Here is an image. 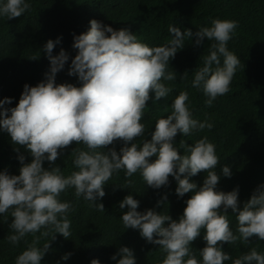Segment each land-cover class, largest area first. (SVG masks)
<instances>
[{
    "label": "clouds",
    "instance_id": "obj_1",
    "mask_svg": "<svg viewBox=\"0 0 264 264\" xmlns=\"http://www.w3.org/2000/svg\"><path fill=\"white\" fill-rule=\"evenodd\" d=\"M30 9L31 5L25 0H6L0 4V16L14 19ZM237 27L235 20L216 18L210 27L200 28L196 33L197 44L204 37L213 41L203 66L195 71L191 82L193 88H202L207 107L230 91L240 59L229 51L227 44ZM169 32L172 39L166 45L149 46L127 28L116 30L92 19L86 32L74 35L72 45L78 52L71 60L68 74L78 75L81 86L55 82L56 74L64 68L69 55L63 48L58 55H52L60 38L49 39L44 46L50 61L46 81L36 86L25 84L15 107H4L11 103L9 97L0 100V127L10 134L15 145L25 146L33 157L29 163H24L23 155L19 157L22 164L19 175L0 172V214L11 209L13 234L7 239L12 244L41 229H45L42 235L47 236L49 228L54 234L70 237L67 213L72 205L61 202L60 194L74 187L77 198L83 196L93 202L97 210L105 212L104 205L96 203V199L105 195L104 184L119 170H124L126 177L139 171L147 185L154 189L167 185L172 176L177 181L179 196L192 193L178 220L152 209L138 212L139 202L132 195L120 202L121 208H129L121 217L125 228L139 229L143 238L159 245L166 252L162 264H224L232 257L223 251L222 244H234L238 240L249 242L254 236L264 241V184L254 190L241 208L238 188L230 192L216 191L220 177L214 169L219 158L215 144L207 136L192 145L181 140L183 155L174 146L178 133L188 136L193 129L210 130L214 126L207 115L204 121L193 118L186 103L187 91H181L174 98L171 114L157 119L150 140H145L142 146L129 144L145 131L141 120L150 93L154 91L155 99L159 100L172 91L161 81L176 79V73L166 72V69L177 50L183 48L185 38L192 36L190 29L182 31L171 25ZM116 140L124 142L119 152L114 148L107 152L98 150ZM73 142L88 149H73L77 171L65 177L59 166H43L45 160L54 165L60 151ZM153 156L156 159L150 161ZM201 171L206 177L198 188L189 177ZM222 172L231 176L227 165ZM228 209L236 215L239 235L230 227ZM202 229L206 246L200 250L202 260H198L190 245ZM38 243L39 237H35L16 257L15 264H41L50 243L42 247H38ZM70 255L65 254L62 259L67 260ZM117 255L120 256L118 264H136L133 251L126 246L121 247ZM112 259H116V255ZM91 264L101 262L93 259ZM232 264H264V254L252 248Z\"/></svg>",
    "mask_w": 264,
    "mask_h": 264
},
{
    "label": "trees",
    "instance_id": "obj_2",
    "mask_svg": "<svg viewBox=\"0 0 264 264\" xmlns=\"http://www.w3.org/2000/svg\"><path fill=\"white\" fill-rule=\"evenodd\" d=\"M6 0H0V4ZM31 5L20 17L7 19L0 16V100L11 98L5 108L17 105L24 85L36 86L46 81V73L50 71V61L44 50L49 39L56 43L52 55H58L63 48L69 55L64 68L55 76V82L71 83L77 87L82 81L78 75H69L71 60L78 50L73 48L74 35L86 32L90 21L96 19L103 25L113 29L127 28L137 38L149 46H163L172 39L169 26L182 31L190 29L191 37H186L184 46L178 49L174 58L169 61L166 72H175L173 81L162 80L172 89L167 97L155 99L154 91L150 93L147 107L141 123L145 126L142 136L134 138L131 143L142 146L150 140L155 131V122L166 118L172 112L174 98L187 91L186 102L193 118L204 121L207 117L213 123L212 129H193L184 136L178 133L174 138V146L181 155L184 148L180 141L192 145L198 139L207 136L216 146L219 163L214 169L220 177L216 191L230 192L239 190L240 207L250 199L254 190L264 184V0H25ZM231 19L238 22L227 47L239 59L235 74L230 84V91L219 96L211 107L205 105L207 97L202 88L191 86L195 71L203 66V59L209 54L213 41L204 37L197 44L196 33L203 27H210L213 19ZM110 35V34H109ZM35 57V58H34ZM223 57H221V65ZM186 77L181 79L184 73ZM10 115V112L8 113ZM124 146L122 140H116L99 151L115 149L117 152ZM73 149L88 150L83 144L72 145L60 151L54 165L47 160L45 168L59 166L67 177L78 169L73 163ZM24 156V163L33 159L25 146L15 145L10 134L0 127V172L19 175L22 166L19 157ZM150 161L156 157H150ZM229 166L231 176H225L223 166ZM206 173L201 171L190 176L191 182L202 186ZM129 181L132 183L129 185ZM177 181L169 176V183L154 189L147 185L140 172L126 177L124 170L113 172L104 186L105 195L97 197L96 203L104 205L105 212L97 210L93 202L83 196L77 198L74 187H68L60 194L61 202L72 205L67 213L70 221V237L65 238L51 228L48 235L42 233L26 235L18 244H12L7 237L13 234L10 224L13 220L11 209L0 214V264H15L16 257L24 251L35 237H39L38 247L49 241L50 247L41 260V264H91L98 259L101 264H118L117 255L121 247L133 251L136 264H162L166 252L159 245L143 238L139 229L125 228L121 219L129 210L120 207V202L132 195L139 202L138 212L152 209L157 213L168 214L178 220L183 215L186 201L192 193L179 196L176 192ZM159 202V203H158ZM228 219L234 234L239 235L236 215L228 209ZM167 223V222H166ZM205 230H201L193 242L191 249L198 260H202L200 250L206 246ZM54 235V239L52 236ZM27 241V243L25 242ZM252 248L264 254V241L257 237L249 238V242L238 240L234 244L224 243L222 249L232 261L248 253ZM71 255L67 260L65 254ZM116 255V259H112Z\"/></svg>",
    "mask_w": 264,
    "mask_h": 264
}]
</instances>
